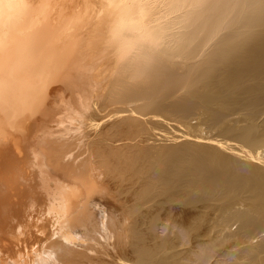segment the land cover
<instances>
[{
	"label": "bare ground",
	"instance_id": "bare-ground-1",
	"mask_svg": "<svg viewBox=\"0 0 264 264\" xmlns=\"http://www.w3.org/2000/svg\"><path fill=\"white\" fill-rule=\"evenodd\" d=\"M263 37L264 0H0V264H264Z\"/></svg>",
	"mask_w": 264,
	"mask_h": 264
},
{
	"label": "rangeland",
	"instance_id": "rangeland-1",
	"mask_svg": "<svg viewBox=\"0 0 264 264\" xmlns=\"http://www.w3.org/2000/svg\"><path fill=\"white\" fill-rule=\"evenodd\" d=\"M254 35H257V34H254ZM263 39H264V37H263ZM258 79H259V78H258ZM255 80H257V78H256ZM257 81H258V83L256 82V84H253V81H252V83L250 82V83H251V84H250L251 86L249 85V86H250V90L248 89L249 87L246 89L247 91L244 90V88H242L243 91L241 90V91H242V92H241L240 89H239V91H237V92H238L237 95H236V93H235L234 96L245 97V96H247L248 93H249V94H248L247 97H252V94H253L254 97H255L257 94H258V96H262V94H261V93H262V89H261V88H262L261 79H259V80H257ZM259 81H260V84H259ZM262 82H263V81H262ZM191 84H194V83H191ZM195 84H198V83H195ZM195 84H194V86H195V87H194L193 85L191 86L190 83H189V85H190L191 88H192V87H194V88H198L199 86H196ZM252 84L255 85V87H254ZM258 84H259V85H258ZM189 85L186 86V87H189ZM200 86H202V85H200ZM186 87H184V88H186ZM190 87H189V88H190ZM251 87H252V88L254 87L255 90H254V89H251ZM256 87H257L258 89H257ZM199 88L202 89L201 87H199ZM203 89H204V88H203ZM252 90H253V91H252ZM245 91H246L247 94L244 95L243 93H245ZM250 91H251V92H250ZM259 91H261V93H260ZM240 92H241V93H240ZM255 92H256V93H255ZM259 94H261V95H259ZM57 95H58V94H57ZM239 95H240V96H239ZM249 95H250V96H249ZM153 102H154V101H153ZM150 103H151V102H150ZM58 107H60V105H58ZM61 108H62V107H61ZM244 113H245V112H244ZM246 113H247V112H246ZM167 116H168V115H167ZM168 117H169V116H168ZM241 118H243V116H241L239 119H241ZM170 120H172V119H170ZM173 120H176V123L179 122V120L177 121V119H173ZM173 120H172V122L174 123L175 121H173ZM184 122H185V121H184ZM184 122L182 121L183 125H181V124H182L181 121L179 122V124L181 123L180 125H181L182 127H184V125L187 124L186 127H188V125H189L190 123L188 124L187 122H185V123H184ZM246 123L249 124L250 122H249V123L246 122ZM251 124H253V123H251ZM193 126H194V125H193ZM193 126H192V127H193ZM60 127H61V126H55L56 129H57V128H60ZM186 127H185V130H187V131H193V129H194V131L191 132V133L197 132V131H195V130H198V129H195L194 127L192 128L191 125H189V127H188L187 129H186ZM190 127H191L192 130H188V129H190ZM155 128H156V129H154V130L156 131L157 128H159V126L157 125ZM213 129H214V128H213ZM205 130H206V129H204V130L202 129V132H203V133L205 132V133L208 134V135H209V133H211V132H209L210 130H208V133H207V130H206V131H205ZM215 130H216V131H219L218 129H214V131L211 129V131H213V133H216ZM158 131H159V130H157L156 133H157ZM211 135H212V134H211ZM218 137L221 138V137H223V136L219 135ZM261 149L263 150V148H260V149H258V150L262 151ZM263 153H264V152H263ZM258 242H264V235L261 236V237H260L258 240H256L254 243H255V244H258ZM261 254L264 255V249L262 250ZM108 258H110V257H108Z\"/></svg>",
	"mask_w": 264,
	"mask_h": 264
},
{
	"label": "clouds",
	"instance_id": "clouds-1",
	"mask_svg": "<svg viewBox=\"0 0 264 264\" xmlns=\"http://www.w3.org/2000/svg\"><path fill=\"white\" fill-rule=\"evenodd\" d=\"M8 16H9V13H8L7 7H6V10H5V17H6V19L8 18Z\"/></svg>",
	"mask_w": 264,
	"mask_h": 264
}]
</instances>
